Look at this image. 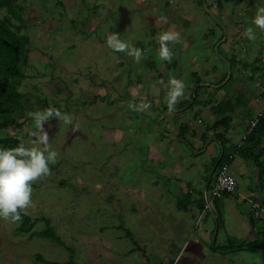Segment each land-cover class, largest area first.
Instances as JSON below:
<instances>
[{
	"label": "rangeland",
	"instance_id": "374dc122",
	"mask_svg": "<svg viewBox=\"0 0 264 264\" xmlns=\"http://www.w3.org/2000/svg\"><path fill=\"white\" fill-rule=\"evenodd\" d=\"M251 2L17 0L25 19L20 31L29 34L32 43L25 59V77L19 86L24 94L21 101L25 114L20 122H11L0 134L21 137L26 146H32L33 121L28 113L50 106L70 115L72 125L55 118L45 124L51 147L59 153L58 161L49 165L50 176L32 185L33 206L28 214L36 221L31 230H20L21 223L17 225L0 218V264H48L44 259L49 264H146L145 257L147 264H158L157 254L147 256V253L153 250L152 244L159 246L163 242L167 247L164 239L170 238L172 242L177 239L181 246L185 243L174 264H264L259 248L236 249L225 256L218 254L219 251L216 254L220 257H215L214 253V256L209 253L200 257L202 249L205 252L215 250L212 245L215 234L210 242L201 239L202 228L206 227L203 218L197 220L196 215L181 208L178 203L182 201L169 193L165 181L159 179V185L153 184L155 175L151 169H156V165L149 156L153 145L140 138L146 135L147 130L141 132L143 128L155 131L154 127L160 126L140 121L139 111L128 107L130 102L138 105L139 89L143 88L139 84V74L142 69L143 72L150 69L146 61L153 60L157 69L152 68V72L160 75L159 78H162V71L169 70L168 79H179L181 75L174 76L177 71L171 68L175 60L181 59L183 67L196 69L194 75H185L187 71H182L195 86L203 76L204 82L216 83V88L224 86L225 91L233 88L236 82L240 83L242 90L234 92L232 89L233 100L238 95L241 100H248L250 89L257 93L263 89L261 96L264 98V77H261L264 72H258L256 82L248 79L253 73L251 68L254 69L258 62H252L254 56H262L264 61V32L256 29L255 41L243 35L239 47L223 48L225 54L237 50L231 57L234 62L230 60L223 83L219 84L218 70L213 67V62L220 57L221 45L215 37L212 40L211 26L219 28L221 24L234 22L241 33L242 21L246 29L254 27L249 20ZM257 2V9L264 6V0ZM4 15H11L16 24L20 23L6 6H0V16ZM188 26L200 32L208 29L209 40L203 38V33L191 34ZM169 29L182 36L181 43L169 45L173 53L171 63L159 59L156 42V36ZM111 33H119L122 40L142 49L139 63L107 47L106 37ZM203 42L207 45L203 46ZM238 64L242 65V72L238 71ZM260 66L264 67V62ZM160 92H150L147 97L141 90V99L156 98ZM261 96L256 97L260 99ZM223 100L220 107L223 111L235 103L229 106L227 99ZM0 147L4 146L0 143ZM259 194L264 199V192ZM237 197L238 194L231 193L221 196L228 208H218L223 217L226 216L219 227L220 233L226 232L222 235L226 238L230 232L236 243L252 241L246 237L252 227L264 226V217L255 211L258 199L238 201ZM213 206L215 208V204ZM229 210L247 218L235 219ZM45 218L51 221L64 243L43 232ZM196 222L200 223L197 227ZM235 225H238L237 230ZM158 233L163 241L155 242ZM216 244L219 248L224 243L218 238ZM163 260L168 263V258L163 257Z\"/></svg>",
	"mask_w": 264,
	"mask_h": 264
},
{
	"label": "crops",
	"instance_id": "0c3cea01",
	"mask_svg": "<svg viewBox=\"0 0 264 264\" xmlns=\"http://www.w3.org/2000/svg\"><path fill=\"white\" fill-rule=\"evenodd\" d=\"M251 1V5L253 7H250L251 13L249 14V20L252 22L257 9L258 0ZM244 16L247 17V15ZM228 23V25L221 24L219 28H214L211 26L210 29V33L213 36L212 40H214L215 37L218 42L220 41L219 44L221 45L220 57H218L217 62H213V67L218 70L217 76H219V84L225 81L228 74V65L230 67V62H234L231 57L233 53H237V50H235L236 52L225 54L224 49L229 50L231 46H235L236 48L239 47V44L241 43L240 40L242 39L243 33L246 30V26L243 21L242 23L244 28L242 33L240 32L241 29L238 28V25L234 26V22ZM187 30L190 31V33L193 32L195 36H197L199 33H203V38H205L206 41L209 40L207 33L209 31L208 29H206V31L200 32V29H194L192 26H188ZM196 31H198L197 34ZM92 32H95V30H92ZM194 38L195 37L193 36V41L196 40ZM233 42L238 43L233 44ZM201 44H203V46L207 45L206 42ZM152 57L153 56L150 58ZM145 60L148 59H144V61ZM255 60L258 62H255L256 64L254 69L253 67L251 68L253 73L248 76V79H251L252 82H256L255 80L259 79L256 78L259 77L258 72H264V67L260 66L262 62H264L263 57L254 56L252 62ZM146 62L147 67L150 66V61ZM153 69L155 71L157 66L155 68L153 67ZM173 69L177 71L174 73V76L178 75L179 77V75H181L179 79H181L185 84V96L175 106V110L173 112L168 111L167 104L165 102L167 91L166 87L164 86L163 88H159L161 81L164 79L166 80L164 81L163 85L167 84L168 80L170 79H168V75H170L171 72H169V70H164L162 71V78H159L160 75L155 76L154 72H152V68L150 67V69L147 68L145 72H143L144 70L142 69L141 73L139 74V84L143 87L139 90L145 91V96L149 97L150 92H154L152 94H155L161 91L160 95H158L156 98L144 97L143 100L141 99V93L139 91L138 105L142 101L151 104V107L145 111H139L140 121H145L150 124H158L160 126L159 128L154 127L155 131L150 128H143L141 131L142 133L144 130L147 131L146 135L140 138V140L147 144L153 145V151L149 153V156L151 157L152 163L156 165V169L152 168L151 171H153V173L151 171L148 173L151 176L152 174L155 175L153 176V184L159 185V179L165 181L168 185L169 193L173 194L178 200H183L185 203L186 206L183 209L189 213L191 212L190 214L192 216L193 214L196 215L197 219L200 217L201 219L203 218L206 227L202 228L203 232L201 233L200 238L210 242L213 238V235L215 234L212 242L214 249V241L218 240V238L224 244L227 242L228 237L233 238V234L230 232H228L229 236L226 238L223 237L222 235L226 234V232L220 233L221 230L219 229L216 222V213L219 211L218 208L220 210H222L224 207L228 208V206H226L227 202L221 199L222 195L217 197V200L215 199L214 201L215 208L214 206L213 208L215 210L206 206V191L212 186V177L214 173L216 174V170H218L221 166L220 165L218 168H216L214 162L223 151V141H227L229 145L235 144V148H237L241 140L244 137H247L250 132L249 129L252 119L257 115L263 106L262 101L264 102V100L261 99L263 98L261 96L263 89L260 90L261 92L259 93L255 91L252 92L251 89L248 90V92H250L249 94L251 95L248 100L244 98L240 102H237L236 96L234 100L232 99L235 102L234 105L231 106L232 108L225 114L218 110V104L225 101L223 100L224 98H226L228 101V97L229 99L231 98L233 91L237 92L238 90H242L243 88L240 83L237 84L236 82L233 88H228V91H225L223 90L224 86L222 88H216L218 84L204 82V77L201 76V78L198 79V84L195 86L194 81H189L185 78V75H194V73H196V69L194 67L186 69V67H183L181 59H177L175 60V65L171 68V70ZM237 69L239 72H242V65L238 64ZM183 70L187 71L185 75L182 72ZM261 77H264V73L261 75ZM154 83H158V85ZM260 84L262 85V83ZM253 85H255V83L252 84V86ZM262 86L264 87V85ZM232 89L234 90L232 91ZM254 93H256V95L252 96ZM257 95H260L261 98L259 99L256 97ZM234 114L236 116H234ZM225 117L230 119L229 122L223 121V118ZM227 139H229V141ZM263 143L264 133L257 135L256 141H254L256 148H258L259 145ZM250 152V149L243 153L240 152V149H236L233 160L231 162H226L230 165L231 172L238 178L237 190L234 193H228L234 194L235 196L238 194V201H243L251 197L258 199L255 203V211L258 215H262L264 217V201H262L264 199L262 198L261 194H259V192H264V161L263 165H258L253 157H250ZM261 159L264 160V156H262ZM158 163H160V165ZM144 173L147 174V172ZM147 185L148 183L145 184V186ZM229 211L235 215V219L238 218L241 220L243 218H247L244 215L241 217L237 216L235 210ZM199 224L196 222V227L199 226ZM263 227L264 226L252 227V232L247 234L246 237L252 241L258 239L264 242ZM237 228L238 225H235L234 229L237 230ZM216 229H218L217 234ZM158 235H160V233L156 235V238L154 239L155 242H157L159 239ZM196 239L199 240V237H196ZM159 240L163 241V238ZM164 240L168 242L167 247L162 245L163 242H161L159 246H153L152 244L154 251L149 249L150 251L147 253V256L154 253L158 256L155 260L158 264H174L179 258L185 243L181 246V243L177 239L173 242L171 240ZM147 244L150 245L151 241L147 242ZM176 247L178 250L175 251ZM210 247L212 248L211 245ZM252 250H255V248ZM217 252H219L218 254H224V256L231 253L230 251H224L221 249L217 251L211 249L206 252L202 249L200 250V257L207 256L209 253H211L213 256L215 254V257H220L218 254H216ZM163 257L168 258V263L164 262ZM144 259H146L145 261L147 264V257ZM199 261L202 262L201 258Z\"/></svg>",
	"mask_w": 264,
	"mask_h": 264
},
{
	"label": "clouds",
	"instance_id": "9594fccd",
	"mask_svg": "<svg viewBox=\"0 0 264 264\" xmlns=\"http://www.w3.org/2000/svg\"><path fill=\"white\" fill-rule=\"evenodd\" d=\"M249 26L243 35L252 41L257 39L256 29L264 32V6L259 7ZM158 57L161 61L171 63L173 53L170 44L181 43L178 31L169 29L156 36ZM107 47L114 52L125 53L139 63L143 51L122 40L119 33H111L106 37ZM161 84H164L161 81ZM167 91L165 102L169 112L175 110V106L185 96V84L181 79L172 77L165 85ZM128 107L134 111H145L151 104L141 102L139 105L129 103ZM28 116L33 121L31 137L33 145L26 146L21 137V142L15 147H0V218L13 224H19L23 215L28 214V209L33 206L32 185L39 180L51 175L50 164H56L59 153L50 144V137L45 124L55 118L66 125H72V118L62 113L56 107H47L42 110L29 112ZM75 128V126H73Z\"/></svg>",
	"mask_w": 264,
	"mask_h": 264
},
{
	"label": "trees",
	"instance_id": "16d2710c",
	"mask_svg": "<svg viewBox=\"0 0 264 264\" xmlns=\"http://www.w3.org/2000/svg\"><path fill=\"white\" fill-rule=\"evenodd\" d=\"M17 0H0V6H6L7 9L15 16L16 20L20 23L16 24L11 15L0 16V130L6 129L11 122H20L19 119L25 114L24 105L21 101L23 92L19 89L21 79L25 77V66L26 58L29 53V47H31V37L29 34L20 31V28L25 23V19L21 12V9L17 5ZM150 67H156V61H150ZM224 80V79H223ZM222 80V81H223ZM236 101L240 102L241 97L238 95ZM224 102V101H223ZM218 104V110L220 112L226 113L230 108L223 110L220 109L221 104ZM230 106L233 100L226 101ZM226 104V105H227ZM233 106V105H231ZM224 119V120H223ZM223 121L229 122V118H223ZM219 122V121H218ZM264 133V115L261 117L258 124L250 130L249 134L245 138V144L241 147L240 152H245L250 149V157L258 163V165H263L261 159L264 156V144L259 145L258 148L255 147L254 141H256L257 135ZM229 141V139H227ZM259 140V139H257ZM21 142L18 137L12 136L10 134L2 135L0 134V143L4 147H15ZM223 151L216 158L214 165L218 168L220 165L231 162L236 151L235 144L229 145L228 142H222ZM228 193V192H226ZM217 200V199H216ZM181 208H185V203L179 202L178 204ZM203 206V204H202ZM23 220L19 226L20 230L28 231L31 230L35 224V219H33L29 214L23 215ZM216 222L218 227L224 222V217L221 212L216 213ZM46 228L43 231L46 235L51 236L53 239L60 243H64L60 235L54 230L51 225V221L45 218ZM130 235V232H127ZM217 240L214 241V249L233 251L236 249H254L259 248L264 252V242L261 240L247 241L242 240L240 243H236L233 239L228 238L227 244H224L217 248ZM42 258V255H38ZM48 264V260H45Z\"/></svg>",
	"mask_w": 264,
	"mask_h": 264
},
{
	"label": "built area",
	"instance_id": "2783aa9c",
	"mask_svg": "<svg viewBox=\"0 0 264 264\" xmlns=\"http://www.w3.org/2000/svg\"><path fill=\"white\" fill-rule=\"evenodd\" d=\"M264 115V103L261 110L257 113V115L252 119L250 123V130H252L260 121L261 117ZM244 137L241 142L237 146V150L241 149L243 144L245 143ZM238 188V178L235 176L231 170L230 165L225 163L219 167L216 172L215 179L212 182V186L206 191L205 199L206 206L208 208H212L214 201L217 197L221 196L224 192H235ZM201 219L198 218L197 220ZM198 222V221H197Z\"/></svg>",
	"mask_w": 264,
	"mask_h": 264
},
{
	"label": "water",
	"instance_id": "95a60500",
	"mask_svg": "<svg viewBox=\"0 0 264 264\" xmlns=\"http://www.w3.org/2000/svg\"><path fill=\"white\" fill-rule=\"evenodd\" d=\"M218 233V229H216V234ZM262 252V256H263V259H264V252L263 251H261Z\"/></svg>",
	"mask_w": 264,
	"mask_h": 264
}]
</instances>
